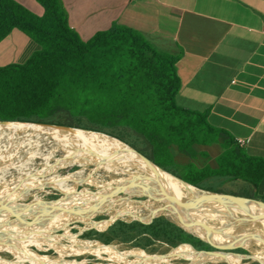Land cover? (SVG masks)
Masks as SVG:
<instances>
[{"label": "trees", "instance_id": "1", "mask_svg": "<svg viewBox=\"0 0 264 264\" xmlns=\"http://www.w3.org/2000/svg\"><path fill=\"white\" fill-rule=\"evenodd\" d=\"M37 1L44 8L42 15L17 0H0V41L19 29L40 46L26 63L0 67L1 121L107 133L206 190L217 191L204 184L209 178L258 183L264 176V159L249 156L227 130L212 126L208 112L178 105L181 52L166 50L145 33L119 23L85 40L71 26L63 0ZM83 118L90 124H83ZM115 128L129 129L143 145L129 141ZM215 144L218 151L212 157ZM177 152L189 160L179 162ZM199 155L205 161L202 165L194 160ZM208 158H215L217 166L206 163ZM97 235L107 243L142 238L146 244L163 240L171 246L190 243L201 251L214 249L208 243L212 239L206 242L165 216L150 222L118 221Z\"/></svg>", "mask_w": 264, "mask_h": 264}, {"label": "crops", "instance_id": "2", "mask_svg": "<svg viewBox=\"0 0 264 264\" xmlns=\"http://www.w3.org/2000/svg\"><path fill=\"white\" fill-rule=\"evenodd\" d=\"M17 1L44 13L37 0ZM63 2L71 26L85 40L119 23L158 45L162 41L159 46L166 50L181 52L178 105L208 112L212 126L227 130L238 143L244 140L239 144L249 156L264 159V0ZM39 49L28 35L13 29L0 41V67L24 64ZM210 162L217 166L215 158ZM242 182L264 195V176L258 183Z\"/></svg>", "mask_w": 264, "mask_h": 264}, {"label": "bare ground", "instance_id": "3", "mask_svg": "<svg viewBox=\"0 0 264 264\" xmlns=\"http://www.w3.org/2000/svg\"><path fill=\"white\" fill-rule=\"evenodd\" d=\"M0 134H8L15 139L25 138L30 142L52 139L66 144L65 146L74 145L76 147L73 149L72 160L93 162L98 167L104 168L110 176L108 180L98 183L97 188L93 190L98 195L74 198L63 195L51 206L45 208L24 207L16 200L14 201V197H10L7 202H0L2 204L4 202L5 206H9L11 209L16 208L14 214L23 218L33 219L34 222H56L65 217L88 211L106 213L111 216L143 215L151 212L165 215L176 224L183 226L185 230L202 237L231 236L241 244L244 241V247L248 249H251V243L245 238L246 236L260 235L264 240V205L255 200H248L244 205L223 197L211 200L212 191L192 186L176 175L167 172L115 136L87 128L1 120ZM78 151L79 153H77ZM10 156L12 157V155ZM10 166L8 167L10 168ZM69 176L75 177L76 175ZM61 189L63 192L73 193L76 187ZM189 201L198 203L190 207L181 204ZM179 218L205 222L212 227V233L210 236L207 235L206 228L201 225L185 226ZM239 225L241 228L243 227V231L233 229L234 226L238 227ZM8 237L16 239L26 247L25 252L28 258H25L20 264H24L29 257L37 264H88L87 258L81 259L79 262H61L60 260L61 256L71 257L79 255L82 251L90 252L98 256L99 259H102L103 256L101 253H106L121 259L124 264H176L177 260L186 258L193 260L191 264H216L221 261H226L229 264H244L243 261L234 260L224 254L216 255L215 252L207 253L188 246L175 248L168 254L157 253L154 255L137 248H127L123 252L113 243L81 242L74 243L70 248H65V244L60 243L58 239H52L39 233L33 224L27 225L21 233L0 235L2 240ZM31 241L49 245L56 251L57 257L48 258L32 251L29 248Z\"/></svg>", "mask_w": 264, "mask_h": 264}, {"label": "rangeland", "instance_id": "4", "mask_svg": "<svg viewBox=\"0 0 264 264\" xmlns=\"http://www.w3.org/2000/svg\"><path fill=\"white\" fill-rule=\"evenodd\" d=\"M161 42L162 41L158 42L160 43V46L163 45ZM82 122L83 124H90L85 118L82 119ZM114 131L123 135V137L127 138L129 141L131 140L132 142H135L141 146L143 145L141 140L132 134V131L129 129L115 128ZM0 136L2 137H0V202H7L10 200V197H14L15 199L13 200L21 203L24 207L35 206L38 208H45V206H51L54 201L59 200L63 195H69L72 198L83 196L91 197L98 195L93 191L97 188V184L110 178L104 168L98 167L93 162H80L72 160V156H74L72 155L73 149L76 147L74 145L65 146L66 144H62L52 139L49 141L40 140L37 142H30L25 140V138L15 139L8 134H0ZM9 140L10 142L8 143ZM13 141L15 142L13 143ZM3 147L5 148V152ZM198 148L204 149L207 147L198 146ZM217 151L218 150L213 147L211 154L212 157L217 154ZM77 153H79V151ZM10 155H12V157ZM177 160L179 162H187L189 158L188 156L177 152ZM194 160L199 165H202L205 162L203 157L200 155ZM207 162L211 164L209 158L206 163ZM6 164L7 166H5ZM9 164L12 165L10 166ZM8 166H10V168ZM182 169L183 168H179V170ZM71 174L76 176L70 177L69 175ZM244 181L247 182L248 180ZM204 184L207 187H213L215 190H217L215 192L223 191L224 193H239L243 195H253L255 197L264 198V195L260 194L259 192H255V190L245 185L241 179L230 180L225 179L224 177H214L206 180ZM63 187H76V190L73 193H66L61 189ZM209 191L213 192L214 190ZM14 211H16V208L11 209V207L5 206L4 202L3 204L0 203V235H9L19 232L21 233L25 230L27 225L33 224L34 228L39 233H42V235L44 234L45 236L52 239H58L60 243L65 244V248H70L74 243L100 242L104 244H116L117 247L123 252L127 248H137L151 255L157 253L168 254L175 248H181L185 246L199 250L190 243H182L178 246H171L163 240H152L150 243L146 244L147 242L142 240V238L130 242L116 238L107 243L100 239L97 235V232H104L105 230L107 231L111 225L117 223L118 221L128 223L133 221L144 222L149 221L153 217L156 218V216H165L151 212H147L143 215L111 216L107 215L106 213L100 214L98 212L88 211L83 214H75L65 217L56 222L35 221L37 222L35 223L33 219H26L20 215L14 214ZM168 219L171 220L170 218ZM240 226L241 225L238 227L234 226L233 229H237V231H243V227L241 228ZM197 236L204 241H207V239H212V243L216 244H227L234 242L236 245H241L240 242L231 236H217L211 238H204L199 235ZM245 238L251 243V249L243 247L242 249L244 251H234L248 253L253 255L255 258L245 259L244 254H231L228 252L224 253V255L237 261H243L244 264H264V240H261L257 236L252 237L250 235L246 236ZM142 244L146 245L141 246ZM29 248L40 255L47 256L48 258L57 257L56 251L43 242L31 241ZM25 250L26 247L20 244L14 238L8 237L7 239L4 238V240L0 238V263L20 264L25 258H28ZM101 254L103 255L102 259H99L98 256L91 254L90 252L82 251L79 255L71 257L61 256L60 260L61 262H79L81 259L87 258L88 264H124L119 258L113 257L106 253ZM192 261L193 260L189 258L180 259L176 261V264H189ZM24 264L37 263L33 262L29 257V259H27ZM216 264L229 263L226 261H221Z\"/></svg>", "mask_w": 264, "mask_h": 264}, {"label": "water", "instance_id": "5", "mask_svg": "<svg viewBox=\"0 0 264 264\" xmlns=\"http://www.w3.org/2000/svg\"><path fill=\"white\" fill-rule=\"evenodd\" d=\"M25 122V121H23ZM45 124H49V123H45ZM66 126V125H64ZM128 144V143H127ZM131 146V145H130ZM132 147V146H131ZM135 151H137V153H139L140 155H142L143 157H145L146 159L152 161L150 158H148L147 156H145L144 154H142L141 152H139L138 150H136L134 147H132ZM153 162V161H152ZM154 163V162H153ZM155 164V163H154ZM157 165V164H156ZM158 166V165H157ZM160 167V166H159ZM161 168V167H160ZM163 169V168H162ZM168 172V171H167ZM180 178V177H178ZM181 179V178H180ZM183 180V179H182ZM184 181V180H183ZM186 182V181H185ZM190 184V183H189ZM192 185V184H190ZM194 186V185H192ZM199 188V187H198ZM219 197H223L229 201L232 202H238L242 205H244L248 200H255L257 202H259L260 204L264 205V199H258V198H252V197H247V196H243V195H236V194H232V193H224V192H212L211 195V200H216ZM57 200V199H56ZM198 202L196 201H189V202H182L181 204L183 206L186 207H190L193 205H196ZM47 207V206H45ZM157 217V216H156ZM167 217V216H166ZM154 218V217H153ZM153 218H151L149 221H144V222H150ZM180 222L183 223L185 226H195V225H201L204 228H206L207 230V235H211L210 233H212V227L209 224H206L205 222L202 221H188V220H183L182 218H179ZM143 221V220H142ZM112 224V223H111ZM180 226V225H179ZM183 227V226H181ZM185 229V228H184ZM187 231V230H186ZM190 233V232H189ZM193 234V233H192ZM195 235V234H194ZM197 236V235H196ZM250 236H257L254 234H251ZM258 238H260L262 240V236L258 235ZM208 242V241H206ZM214 249L213 250H205V252L210 253V252H215L216 255H222L226 252L231 253V254H244V258L245 259H250V258H255L253 255L248 254V253H243V252H237L234 250H238L239 248H243L245 242L243 241L241 245H236L234 242H230L227 244H216V243H212V242H208ZM200 251V250H198ZM191 264V262L189 263Z\"/></svg>", "mask_w": 264, "mask_h": 264}, {"label": "built area", "instance_id": "6", "mask_svg": "<svg viewBox=\"0 0 264 264\" xmlns=\"http://www.w3.org/2000/svg\"><path fill=\"white\" fill-rule=\"evenodd\" d=\"M239 143H240V144H243V143H244V140H241V139H240V140H239Z\"/></svg>", "mask_w": 264, "mask_h": 264}]
</instances>
